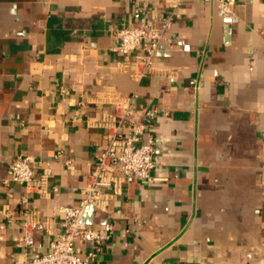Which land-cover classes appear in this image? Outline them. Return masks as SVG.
Instances as JSON below:
<instances>
[{
	"label": "crops",
	"instance_id": "obj_1",
	"mask_svg": "<svg viewBox=\"0 0 264 264\" xmlns=\"http://www.w3.org/2000/svg\"><path fill=\"white\" fill-rule=\"evenodd\" d=\"M217 4L0 0V264L50 250L59 206L85 196L124 109L133 123L153 111L142 139L156 138L154 179L116 170L86 206L83 220L109 236L94 264H264V0H234L231 23ZM169 12L134 78L116 29ZM17 155L31 160L30 185L10 179Z\"/></svg>",
	"mask_w": 264,
	"mask_h": 264
},
{
	"label": "built area",
	"instance_id": "obj_2",
	"mask_svg": "<svg viewBox=\"0 0 264 264\" xmlns=\"http://www.w3.org/2000/svg\"><path fill=\"white\" fill-rule=\"evenodd\" d=\"M218 13L223 22L233 21L234 0H217ZM173 23L172 13H166L157 24H141L139 26H123L116 29L117 45L115 50L123 54H134L135 60L130 70L131 76L140 79L149 70L150 63L162 40L167 38V32ZM128 110L119 115L118 124L108 133V145L101 151L90 172L85 189V196L77 205H60L63 214V230L50 242V250L31 258L11 260L3 264H94V259L100 249V244L108 239V235L100 232L83 220L86 206L96 202L104 190L115 179L118 170L121 177L133 176L152 181L151 174L156 164V138L149 133L146 140L142 139L145 131L152 127L154 117L152 110L145 113V122H129ZM59 156V154H57ZM10 179L21 184L30 185L34 181V170L28 156L17 155L9 166ZM22 202L27 204L24 196ZM32 229L41 228L38 222L29 223ZM91 241L95 248L81 256L76 246L78 243ZM28 245L33 243L30 233L25 236Z\"/></svg>",
	"mask_w": 264,
	"mask_h": 264
}]
</instances>
